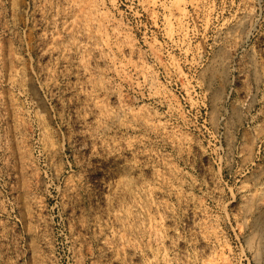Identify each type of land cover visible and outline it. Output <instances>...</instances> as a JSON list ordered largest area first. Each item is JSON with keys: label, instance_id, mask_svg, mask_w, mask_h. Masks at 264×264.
I'll return each instance as SVG.
<instances>
[{"label": "rangeland", "instance_id": "374dc122", "mask_svg": "<svg viewBox=\"0 0 264 264\" xmlns=\"http://www.w3.org/2000/svg\"><path fill=\"white\" fill-rule=\"evenodd\" d=\"M0 264H264V0H0Z\"/></svg>", "mask_w": 264, "mask_h": 264}]
</instances>
